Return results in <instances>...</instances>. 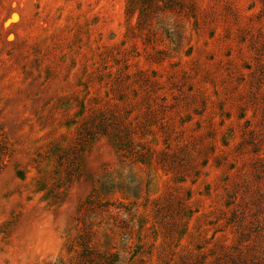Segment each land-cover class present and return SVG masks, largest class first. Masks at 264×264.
<instances>
[{
  "label": "rangeland",
  "instance_id": "374dc122",
  "mask_svg": "<svg viewBox=\"0 0 264 264\" xmlns=\"http://www.w3.org/2000/svg\"><path fill=\"white\" fill-rule=\"evenodd\" d=\"M263 254L264 0H0V264Z\"/></svg>",
  "mask_w": 264,
  "mask_h": 264
},
{
  "label": "trees",
  "instance_id": "16d2710c",
  "mask_svg": "<svg viewBox=\"0 0 264 264\" xmlns=\"http://www.w3.org/2000/svg\"><path fill=\"white\" fill-rule=\"evenodd\" d=\"M259 206V204H258ZM251 215V213H250ZM251 224H256L257 225V220L255 218H253L251 221H250ZM242 227L245 226V224L241 225ZM247 258V257H246ZM248 259L250 260V263L249 264H264V254H263V257H255V256H251V257H248ZM237 264H247L246 263V259L242 257H240V262L237 263Z\"/></svg>",
  "mask_w": 264,
  "mask_h": 264
}]
</instances>
